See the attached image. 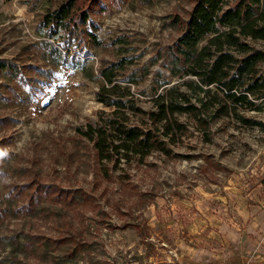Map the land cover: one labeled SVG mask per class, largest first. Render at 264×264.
<instances>
[{"label": "rangeland", "instance_id": "rangeland-1", "mask_svg": "<svg viewBox=\"0 0 264 264\" xmlns=\"http://www.w3.org/2000/svg\"><path fill=\"white\" fill-rule=\"evenodd\" d=\"M64 1L0 0V264H264V100L243 113L262 126L222 117L210 141L178 116L187 125L170 147L178 157L153 153L109 165L107 176L80 133L112 111L96 101L102 68L120 66L116 82L143 111L195 81L181 76L171 47L196 0H99L89 14L97 42L85 31L62 44L41 22ZM42 189L84 203L33 205ZM64 236L75 258L41 245Z\"/></svg>", "mask_w": 264, "mask_h": 264}, {"label": "trees", "instance_id": "trees-1", "mask_svg": "<svg viewBox=\"0 0 264 264\" xmlns=\"http://www.w3.org/2000/svg\"><path fill=\"white\" fill-rule=\"evenodd\" d=\"M97 6L99 0H65L42 18L46 37L54 39L63 33L62 44H66L86 31L87 37L97 42L89 28L90 11ZM257 45L264 47V0H196L184 31L171 47L181 76L195 81L165 89L153 98L154 110L143 111L136 106L129 89L116 82L119 65L100 69L103 85L96 93V101L112 111L80 133L92 144L97 162L103 165L102 175H108L109 165L119 170L134 161L142 162L153 153L178 157L170 147L187 131L178 116L191 120L206 141H210V125L222 117H233L249 127L262 126L243 116L245 112L260 111L256 102L264 100V49ZM57 53L60 54L54 50L53 56ZM181 87L191 95L182 92ZM130 115L140 116V124L129 125ZM46 199L70 207L84 203L76 192L49 189L37 191L30 201L38 205ZM128 228L141 238L144 236L139 225L122 227ZM70 239H46L41 245L46 249H68L69 244H74ZM77 253L75 246L66 255L70 259ZM60 260L63 259L56 264H62Z\"/></svg>", "mask_w": 264, "mask_h": 264}]
</instances>
